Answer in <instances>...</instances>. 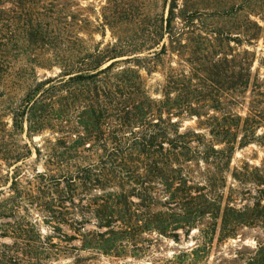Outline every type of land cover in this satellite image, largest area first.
I'll return each mask as SVG.
<instances>
[{
    "label": "trees",
    "instance_id": "obj_1",
    "mask_svg": "<svg viewBox=\"0 0 264 264\" xmlns=\"http://www.w3.org/2000/svg\"><path fill=\"white\" fill-rule=\"evenodd\" d=\"M71 1L0 0L1 83L13 60L27 62L18 67L23 96L12 101L0 91L9 96L0 112V160L10 168L31 154L13 135L46 132L34 147L45 171L26 188L62 181L71 203L101 193L88 202L98 227H107L105 241L151 233L177 241L196 230L183 253L193 262L215 238L232 240L217 264H264V56L241 48L264 44V26L250 18L264 12V0H105L94 19L72 12ZM211 14L242 19L241 32L215 25L203 34L197 21ZM106 29L109 41H89ZM167 51L178 67H164ZM35 66L59 71L39 78ZM155 72L163 79L151 88ZM193 118L195 126L183 128ZM251 143L263 148L259 163L232 164L236 149ZM21 187L12 176L10 191ZM3 209L12 211L0 204V216Z\"/></svg>",
    "mask_w": 264,
    "mask_h": 264
},
{
    "label": "rangeland",
    "instance_id": "obj_2",
    "mask_svg": "<svg viewBox=\"0 0 264 264\" xmlns=\"http://www.w3.org/2000/svg\"><path fill=\"white\" fill-rule=\"evenodd\" d=\"M104 4L105 0H72L70 10L82 17L94 19L99 16L101 6ZM9 6L8 3H4V7ZM209 12L210 10H206L202 13L209 14ZM250 18L264 26V12L251 15ZM180 23L179 19L174 20L175 25L180 26ZM197 23L199 31H203V34L213 29L215 25L234 34L241 32V29L237 28L243 24V21L239 18L236 20L217 18L211 14L202 16ZM81 34L86 37L85 33ZM110 39V31L106 29L103 38L99 33H95L93 40L89 41L91 43L101 40L107 42ZM252 43V46L243 43L241 48L254 50L256 57L264 56L262 39ZM230 45H234L233 42ZM222 51L226 52V48L223 47ZM218 57H222V54ZM177 61V55L167 51L164 56V67L168 64L178 67ZM26 63L25 60H13V71L6 77V84L0 81V91L6 89L12 101H17L25 92V84L18 80L21 75L18 67ZM253 67H256V62ZM34 70L39 78L44 75L53 76L59 71L57 67L47 69L39 66H35ZM259 73L263 75L264 69L260 68ZM162 79L163 75L155 72L147 78L146 82L152 88ZM8 94L0 96V112L2 113L9 103ZM242 109L244 110V107ZM195 124V118L185 120L183 128L195 126ZM47 137L50 136L46 132L42 135H34L32 138L27 137L25 132L13 135L11 138L19 139L20 143L28 145L31 154L10 168H7L0 160V204L5 205L6 208H12L13 211L3 209L1 212L3 216H0V264H217L216 256L219 251L225 250V245L232 242L229 240L217 244L214 238L207 256L193 262L192 257L185 256L183 253L193 247L196 230L191 231L189 236L180 233L177 241L157 233L144 234L142 239L135 241L122 236L105 241L109 236L102 237L100 233L107 231V227H98L99 224L92 212L93 206L88 202L90 199L96 201L99 196H102L101 193L92 191L86 196L76 195L71 203L62 181L59 186L54 185V179H51L47 184L48 187L37 189L33 186L30 190L26 188L27 180L35 182L32 176H35L36 172L45 171L44 158L37 157L34 147L44 143L43 140ZM8 139L10 140V136ZM262 151L263 148L252 143L243 149H236L232 164L240 163L239 160L242 159H248L251 163L257 164L263 157ZM51 169L58 174L54 170L55 167ZM12 176H16L22 186L19 191H10L8 188ZM6 221L23 230L18 234L11 233L4 226ZM117 225H120L119 221H115L112 228L117 230ZM246 242L253 243L249 236ZM13 254H17V258L9 263L7 256Z\"/></svg>",
    "mask_w": 264,
    "mask_h": 264
}]
</instances>
